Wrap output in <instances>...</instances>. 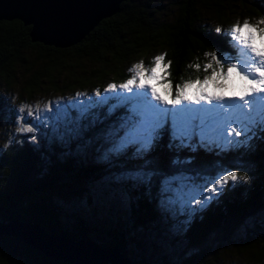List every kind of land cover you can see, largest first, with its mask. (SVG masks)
<instances>
[{"label":"trees","instance_id":"obj_1","mask_svg":"<svg viewBox=\"0 0 264 264\" xmlns=\"http://www.w3.org/2000/svg\"><path fill=\"white\" fill-rule=\"evenodd\" d=\"M173 3L176 11L167 16L160 0H122L117 11L99 19L80 40L64 47L31 41L29 25L16 18L0 19V117L5 114L1 109L3 94L10 89H16L21 97L35 91L63 92L84 86L93 91V87L101 89L107 81L129 78L125 66L134 60L150 64L154 56L162 53H167L166 61H172L169 78L173 86L202 77L207 50L233 52L229 29L225 27L232 18L255 14L264 17V0ZM218 26L220 33L215 31ZM197 63L201 65L199 71L190 67ZM9 110L13 121V107L9 106ZM123 114L118 110L79 139L62 141L52 135L49 140L45 136L35 141L19 136L0 141V219L31 220L47 233L72 240L88 237L101 246L116 244L130 261L128 264H208L224 244H229L247 264H264V130L259 128L248 146L228 152L215 147L195 152L177 149L170 146V133L165 131L146 158L150 169L157 173L150 184L109 182L114 191L127 198L119 219H112L107 211L110 224L102 225L99 220L96 228L85 223L84 215L71 216L65 211L55 191L143 166L142 160L133 158L134 149L122 156H111L109 163L89 154V144L105 134L111 124L118 123ZM177 158L191 163L173 165L171 162ZM227 170L247 175L248 180L230 181L207 207L191 214L181 230L185 240L182 250L173 255L148 253L139 257L126 252L128 243L139 248L142 235L152 236L163 228L167 212L160 202L166 176L182 171L214 177ZM0 264L59 263L49 261L35 246L3 233Z\"/></svg>","mask_w":264,"mask_h":264},{"label":"snow or ice","instance_id":"obj_2","mask_svg":"<svg viewBox=\"0 0 264 264\" xmlns=\"http://www.w3.org/2000/svg\"><path fill=\"white\" fill-rule=\"evenodd\" d=\"M261 25L264 18L255 23L245 19L243 23L233 24L229 30L233 52L206 53L210 59L203 65L206 73L203 78L188 79L173 86L169 78L172 61H166L167 53H162L152 59L150 66H145L143 60L133 64L129 78L119 84L108 83L103 93L97 88L92 96L83 100L79 99L82 94L77 93L76 98L57 103L55 108L51 102L44 104L49 113L44 117L48 122L46 126L62 141L79 139L123 110L118 123L111 124L104 134V139L110 143L104 159L122 156L134 149L133 158L142 160L143 166L124 172L117 179L139 184H150L157 175L146 158L165 131L170 133V146L193 152L213 147L228 152L248 146L255 130H264V27ZM215 31L220 33L222 29L218 26ZM190 67L201 69L199 63ZM158 87L163 89V94ZM40 108L39 101L34 107L22 103L16 131H37L33 124L25 123L23 114L27 111V116L33 117ZM171 163L180 166L190 164L191 160L177 158ZM240 179L247 181L248 176L227 170L215 177H203L204 183L197 184L194 177L181 171L163 179L161 193L165 199L162 203H179L196 213L216 199L215 194L230 181ZM204 192L213 195L205 196ZM193 204L200 207H191Z\"/></svg>","mask_w":264,"mask_h":264},{"label":"rangeland","instance_id":"obj_3","mask_svg":"<svg viewBox=\"0 0 264 264\" xmlns=\"http://www.w3.org/2000/svg\"><path fill=\"white\" fill-rule=\"evenodd\" d=\"M161 6H163L164 15L171 16L175 13L176 7L173 3V0H160ZM264 18L260 15H249L243 17L232 18L233 21L229 22V26H225L230 30V27L236 22L243 23L245 19L249 20L250 23H255L258 19ZM264 27V25H261ZM257 45H260L261 41L257 38ZM213 50H207L206 53H210ZM222 52V50H221ZM219 52L218 54H220ZM205 53V54H206ZM206 56V55H205ZM155 57V56H154ZM153 57V58H154ZM210 57L206 56L205 63L208 62ZM142 59L134 60L132 64L129 66H125V69L129 71L133 64L141 61ZM145 63V62H144ZM204 63V64H205ZM151 64V63H150ZM149 63H145V66H150ZM130 73V72H129ZM132 73H130V76ZM205 75V73L202 75ZM126 80V79H125ZM122 80L120 82H115L117 84L124 82ZM112 81H107L100 89L103 93V89L107 86L108 83ZM100 83V82H97ZM99 85V84H98ZM97 87H93V91L84 87H75L74 89H67L63 92H54L52 90H41L35 91L30 96H19L16 89H10L3 94V107L1 108L3 113H5L1 119V125L4 126V130H0V141H9L10 139L19 138V136H25L26 138H30L32 141H35L40 136H45L46 139L54 135L49 127L47 121H44V117L49 115V113L44 108V104L49 102L52 103L53 108L56 107L57 103H67L70 98H76L77 93H81L82 95L79 99H86L87 96H92ZM135 90V89H134ZM158 91L163 94V89L158 87ZM127 94V93H125ZM229 93L226 92V95ZM109 95H114L110 93ZM41 103V108L38 113H34L33 117L27 116V111L23 114L25 116V123L33 124L37 128V131L33 133H19L16 131V128L19 126L17 123L18 116L21 115L19 113V106L22 103H27L35 106L37 102ZM9 106L13 107L12 117L13 121H10L9 118ZM38 117V118H37ZM43 121V123H42ZM251 135V134H250ZM33 137L35 139H33ZM91 157L96 160H101L102 162H110L109 159H104V152L110 147V143L104 139V134L94 140L92 144H89ZM122 174V173H121ZM120 173H112L111 178L109 176L102 177L97 180H86L80 183H77L68 188H63L61 190L55 191V195L60 199L59 202L62 204L65 211L71 216L84 215L83 219L87 225L99 227L101 224H110V219L107 215L111 213L112 219L120 218L122 212L125 210L127 198L122 192H116L109 185V182H116L120 179H117L121 175ZM179 174V173H177ZM175 174V175H177ZM185 175H189L195 178V182L197 184L204 183L203 177H207L204 175H192L188 173H184ZM215 177V176H214ZM124 181V180H123ZM128 181H125L127 183ZM133 185L132 182H130ZM116 190V189H115ZM205 196H212V193L204 192ZM216 195V194H215ZM165 199V196L161 199L160 205L167 212L166 218H163L161 226L163 228H159L158 230L152 233V236L142 235L139 240V248L133 243H128L126 252L132 256H140V254H153V256H157L160 254L165 255H173L177 254L180 250L183 249L185 245V240L181 234L182 228H184L186 220L190 218L191 209L189 207H183L181 204L176 203L172 205H167L162 203ZM191 207L199 208V205H191ZM127 210V209H126ZM98 213V214H97ZM78 215V216H79ZM103 218V220L100 219ZM121 221V220H120ZM116 223V221L114 222ZM121 223V222H120ZM113 224V223H111ZM119 224V221L116 223ZM120 225V224H119ZM152 237V238H151ZM214 259L208 264H247L245 260L237 255L234 250L230 247L229 244H224L222 247L218 248L214 255H212Z\"/></svg>","mask_w":264,"mask_h":264},{"label":"water","instance_id":"obj_4","mask_svg":"<svg viewBox=\"0 0 264 264\" xmlns=\"http://www.w3.org/2000/svg\"><path fill=\"white\" fill-rule=\"evenodd\" d=\"M122 0H0V19L16 18L29 25L31 41L64 47L80 40L102 17L118 10ZM8 233L35 246L59 264H128L116 244L101 246L90 238L72 240L47 233L39 223L0 219Z\"/></svg>","mask_w":264,"mask_h":264}]
</instances>
